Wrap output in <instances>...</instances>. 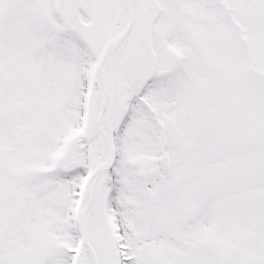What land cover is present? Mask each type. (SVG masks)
<instances>
[{"label":"snow or ice","instance_id":"1","mask_svg":"<svg viewBox=\"0 0 264 264\" xmlns=\"http://www.w3.org/2000/svg\"><path fill=\"white\" fill-rule=\"evenodd\" d=\"M0 264H264V0H0Z\"/></svg>","mask_w":264,"mask_h":264}]
</instances>
